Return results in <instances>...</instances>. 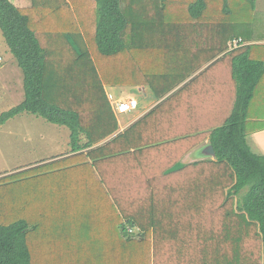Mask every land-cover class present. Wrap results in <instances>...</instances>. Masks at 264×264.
<instances>
[{
    "label": "trees",
    "instance_id": "1",
    "mask_svg": "<svg viewBox=\"0 0 264 264\" xmlns=\"http://www.w3.org/2000/svg\"><path fill=\"white\" fill-rule=\"evenodd\" d=\"M88 1L95 9L93 22L87 23L89 12L83 14L82 5L76 10L83 21L71 19L66 27L56 14L61 16L68 0H31L25 7L0 0V29L22 70L24 90L19 103L0 113V124L27 112L68 128L74 154L8 178L56 174L68 186L64 192L71 211L65 217L77 209L90 213L77 203L88 195L91 215L101 224L98 234L106 241L90 252L84 243L72 246V239L58 245L56 259L43 256L27 244L37 224L8 206L13 216L0 222V264H264V154L250 148L245 134L263 65L250 56L243 39L236 47L228 43L237 36L229 28L237 17L249 15L255 0H244L245 5L243 0H184L186 7L175 14L172 9L181 0H159L175 19L162 18L151 45L152 32L142 33V45L157 48V63L133 80L148 86L159 102L124 132L84 151L116 131L117 122L75 36L87 29L103 57L131 52L120 0ZM85 78L93 97L77 85ZM206 138L216 159L183 163L184 155ZM243 189L233 206L232 198Z\"/></svg>",
    "mask_w": 264,
    "mask_h": 264
},
{
    "label": "rangeland",
    "instance_id": "2",
    "mask_svg": "<svg viewBox=\"0 0 264 264\" xmlns=\"http://www.w3.org/2000/svg\"><path fill=\"white\" fill-rule=\"evenodd\" d=\"M12 1L20 7L29 6L31 4V0ZM242 3L245 5L246 2L243 0ZM82 5L87 7L86 9L83 7L82 13L88 14L89 12L86 19L87 23L93 22V11H95V9H91L92 4L90 5L87 0H75L74 2L73 0H68L65 8L61 10V16L56 14V18L63 21L64 25L68 27L71 19L77 21L82 20L76 10V7L79 10L78 6ZM120 7L128 19V27L124 32V40L127 45L131 46L129 55L123 54L121 56L119 54V56L103 57L97 54L94 50V43L91 36L87 35L85 32L87 29L83 30V28H80L79 30L78 28L80 33L78 32V37L75 36V38H80L77 41L80 42L81 40V44L83 45L81 48L87 51L88 57L93 65L92 75H96L95 80L98 78L99 85H101L105 96L106 93H112L116 97H139L140 93H142L141 86H143L142 89L146 90V97L142 95V105H140L132 115L120 116L119 114L111 112L116 119L117 130L100 142L95 143L97 147L114 138L117 134L124 132L135 122L134 119L138 120V118L148 110V103H152L153 100H156L155 97L154 99H150L151 95L148 86L144 84H133V80L138 79L139 72L146 70L147 66L151 68L152 64L157 63V60L154 59L157 48L149 47V45V48H146L145 46H147L148 43L150 45L153 44L155 33L159 28L158 26L161 25L160 21H163L162 18L164 17L165 20L172 19V14L170 12L162 10V4L159 0H120ZM184 7H186V2L181 0V5L176 4L175 9H172V13H179ZM160 13H162V16ZM50 16H53V12ZM247 17H243L240 20L239 17H237L233 27L229 28V32L237 34V36H234V38H231L229 41L231 47L234 46L233 40H242L239 35L245 32V22H248L250 19H247ZM174 19L175 16L172 20ZM226 29L228 28H224V30ZM145 31H151L152 33L148 34L150 40H148L147 44L142 45V33ZM243 43L244 39L242 40V44ZM133 51H135L134 55L132 54ZM0 55L2 56V61L0 62L1 113L19 103L23 99L24 91L22 70L17 65L15 57L10 52L1 29ZM100 66L102 67L101 72L99 69ZM84 80H87V78L83 80L78 79L77 85L82 92H84L85 96L93 97L94 92L92 93L88 90V86L92 84L88 81L84 82ZM103 80L110 82L112 85L108 83L102 85ZM93 89L96 92L95 86ZM260 93L261 91L257 93L258 97H260ZM106 100L108 101L107 97ZM68 141L69 130L66 126L48 122L41 116L31 113L24 112L15 115L5 123L0 124V207L2 206V208H0V222L13 216V213L7 208L8 206L17 208L13 209L15 213H20V217H28L29 223L31 225L37 224L38 227L35 228L30 239L29 236L32 232L28 235L27 244L30 245V249L38 248L43 252V256L53 259H56L59 254L58 251H61L58 245L66 243L65 241H69L71 244V240L73 239L72 246L76 242L82 245L84 243L85 247L88 248L90 252H98L99 248L95 247L99 246V242L106 241L101 234H98L100 232L99 228H101L100 222L91 215L93 204L90 202V197L84 194L77 199L80 209H86V212L90 209V213H79V209H77V213L65 217L68 216L65 212L71 210L68 208V202L65 198L67 196L64 192V188L67 189L68 186L66 184L63 185V179H58L55 176L56 174L46 175L44 177H37L41 175L39 173L35 175L23 174L11 178H8L10 177L8 174L30 167L36 166L35 168H37L44 164L51 163L61 156L63 157V155L71 152ZM92 146H94V144ZM244 192L245 189L236 197L232 198L233 206H235L236 200L243 196ZM70 197L71 196H69V198ZM61 198L62 202L60 201ZM63 203L66 208L62 207L64 205ZM37 215L41 218L47 216V219L41 221L39 217L37 218ZM41 222H47V225L43 224L40 226ZM50 223L53 224V226H51ZM69 226L72 227V230L64 231V229ZM32 230L33 229H31V231ZM137 231L136 228H132L131 234L136 235ZM72 233H74L73 237H66L71 236ZM54 234H60L58 237L59 240H52ZM47 257L44 258L46 263L49 261ZM36 264L40 263L38 262Z\"/></svg>",
    "mask_w": 264,
    "mask_h": 264
},
{
    "label": "crops",
    "instance_id": "3",
    "mask_svg": "<svg viewBox=\"0 0 264 264\" xmlns=\"http://www.w3.org/2000/svg\"><path fill=\"white\" fill-rule=\"evenodd\" d=\"M248 18L250 19L248 20V22H245V32L243 34H240L239 37L244 39L243 45L250 46V56L253 59L262 61L263 73L257 82L255 92L248 107V113L245 122V134H246L247 143L250 146V148L256 153L264 154V0L254 1V8L250 12L247 19ZM207 65L208 64H205L199 67L196 72L184 78L182 82L178 84L176 87H174L169 93H167V95L172 93L180 86H184L194 75L198 74L203 69H205ZM141 87L143 88V86ZM142 88H141L142 93H140V96L137 97L138 108L140 107V105H142L143 96L146 97V90ZM260 91H261L260 97H258L257 93H259ZM149 93L151 95L150 99H154L153 93L150 90ZM158 102L159 100L157 99L155 101L153 100L152 103L151 102L148 103V108H147L148 110L146 109L147 111L144 112V114L149 112ZM130 115H132V113ZM136 120L134 119L135 122ZM96 145L97 144H94V146ZM94 146H91L90 148H87L85 150L87 151L89 149H93ZM72 154H74V152H69L63 156H69Z\"/></svg>",
    "mask_w": 264,
    "mask_h": 264
},
{
    "label": "built area",
    "instance_id": "4",
    "mask_svg": "<svg viewBox=\"0 0 264 264\" xmlns=\"http://www.w3.org/2000/svg\"><path fill=\"white\" fill-rule=\"evenodd\" d=\"M240 42H241V39L233 40L234 46H232V47H236ZM236 43H237V45H236ZM1 61H2V56L0 55V62ZM106 97H107L108 102L112 108V111L115 114H119L121 116H127V115L133 113L135 110L138 109L137 97H134V96L116 97L112 93H106Z\"/></svg>",
    "mask_w": 264,
    "mask_h": 264
},
{
    "label": "water",
    "instance_id": "5",
    "mask_svg": "<svg viewBox=\"0 0 264 264\" xmlns=\"http://www.w3.org/2000/svg\"><path fill=\"white\" fill-rule=\"evenodd\" d=\"M211 159L215 160V151L210 143L209 138H206L201 143L193 147L189 152H187L183 157V163H189L197 160Z\"/></svg>",
    "mask_w": 264,
    "mask_h": 264
}]
</instances>
